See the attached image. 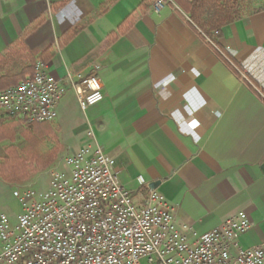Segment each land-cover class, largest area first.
Segmentation results:
<instances>
[{"label": "crops", "instance_id": "0c3cea01", "mask_svg": "<svg viewBox=\"0 0 264 264\" xmlns=\"http://www.w3.org/2000/svg\"><path fill=\"white\" fill-rule=\"evenodd\" d=\"M154 2L0 0V68L14 47L24 65L31 53L65 81L96 73L101 102L84 111L69 86L58 105L52 125L65 155L87 144L92 131V141L114 157L121 184L139 201L156 188L191 240L242 211L252 226L239 244L260 245L264 0L262 9L223 27L219 47L178 5L156 10ZM7 187L0 182V194Z\"/></svg>", "mask_w": 264, "mask_h": 264}, {"label": "built area", "instance_id": "2783aa9c", "mask_svg": "<svg viewBox=\"0 0 264 264\" xmlns=\"http://www.w3.org/2000/svg\"><path fill=\"white\" fill-rule=\"evenodd\" d=\"M167 1L173 2L155 0L154 8ZM69 86L84 111L104 99L96 73L65 81L38 60L33 75L0 90V118L53 122ZM88 135L65 157V168L52 171L47 191L14 190L21 212L16 222L0 214V264H264V243L239 244L252 226L246 213L191 240L189 227L175 220L176 208L152 187L136 200L121 184L114 157ZM138 181L147 185L143 176Z\"/></svg>", "mask_w": 264, "mask_h": 264}, {"label": "trees", "instance_id": "16d2710c", "mask_svg": "<svg viewBox=\"0 0 264 264\" xmlns=\"http://www.w3.org/2000/svg\"><path fill=\"white\" fill-rule=\"evenodd\" d=\"M188 16L189 23L202 36L219 47V38L223 35V27L241 19L245 15L262 9H252L254 0H172ZM10 52V51H9ZM45 54L41 58L45 60ZM4 60V55H0ZM29 64L20 71H5L0 73V90L16 85L35 71L36 58L29 53ZM24 138L21 145L14 143L5 148V157L0 160V179L16 185L23 184L32 175L49 166L55 161L63 149L54 126L49 122H39L23 125L22 122L5 123L0 118V142L15 141L17 134ZM42 141L52 142V147L46 151L39 149ZM21 146V147H20Z\"/></svg>", "mask_w": 264, "mask_h": 264}, {"label": "rangeland", "instance_id": "374dc122", "mask_svg": "<svg viewBox=\"0 0 264 264\" xmlns=\"http://www.w3.org/2000/svg\"><path fill=\"white\" fill-rule=\"evenodd\" d=\"M263 4L262 0H254L251 4L252 9H257L261 7ZM17 48H12L8 52L5 53L9 58H7V65H5L4 68H0V73H4L7 71V69L12 68H20L22 67L26 62L27 58L24 53L20 51H16ZM7 123V122H5ZM13 123V122H8ZM52 124V122H49ZM24 138L21 134H17L15 137V141L12 142L10 139L5 140L3 142H0V160H3L5 157V148L14 143L16 145H21ZM52 142L48 141H42L39 144V149L42 151L48 150L50 147H52ZM21 147V146H20ZM65 148L63 146L62 151L57 156L55 161L51 163L49 166H47L44 169H41L37 172H35L32 177L27 180L23 184H16V185H10V187H7L3 193L0 194V213H6L10 219H12L13 222H16L17 217L19 213L21 212V205L19 200L13 195V192L15 189H22V188H33L37 192H45L50 187V181H51V173L54 170H63L65 168L64 160H65ZM0 182L6 183L3 180L0 179ZM8 184V183H7Z\"/></svg>", "mask_w": 264, "mask_h": 264}]
</instances>
